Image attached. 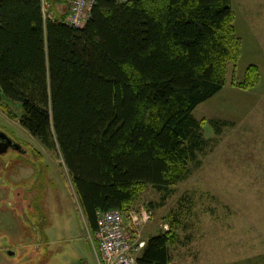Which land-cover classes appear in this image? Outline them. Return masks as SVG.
<instances>
[{"label":"trees","instance_id":"obj_1","mask_svg":"<svg viewBox=\"0 0 264 264\" xmlns=\"http://www.w3.org/2000/svg\"><path fill=\"white\" fill-rule=\"evenodd\" d=\"M235 20L232 0H98L77 29L45 22L36 0L1 3L0 98L20 104V125L63 161L92 235L98 211L125 213L149 186L183 181L204 127L219 131L193 112L242 57ZM260 80L252 65L232 85ZM177 241L174 229L151 237L139 263L171 264Z\"/></svg>","mask_w":264,"mask_h":264},{"label":"rangeland","instance_id":"obj_2","mask_svg":"<svg viewBox=\"0 0 264 264\" xmlns=\"http://www.w3.org/2000/svg\"><path fill=\"white\" fill-rule=\"evenodd\" d=\"M247 1L235 2L238 26L247 16ZM56 8L68 10L64 2ZM246 60L229 64L226 89L193 112L199 122H217L219 131L211 123L204 127L206 145L195 154L183 181L163 190L149 186L132 207L139 213L143 205L153 210L137 241L146 242L166 226L174 229L178 241L170 247L173 264H264V184H251L248 177V145L263 141H255L253 129L249 131L247 93L232 91L233 79H244ZM22 113L20 104L0 98V127L42 154L43 161L37 168L31 161L32 172L25 176H33L24 185L5 176L0 196L12 187L11 195L21 194L24 208L22 215L8 206L14 196L0 199V215L15 216L11 230L4 222L0 226V264H97L71 176L63 161L20 125ZM7 162L3 157L0 166ZM18 165V158L11 159L9 172Z\"/></svg>","mask_w":264,"mask_h":264},{"label":"built area","instance_id":"obj_3","mask_svg":"<svg viewBox=\"0 0 264 264\" xmlns=\"http://www.w3.org/2000/svg\"><path fill=\"white\" fill-rule=\"evenodd\" d=\"M3 1L6 0H0V5ZM36 1L41 5L45 21L62 23L77 29L85 27L98 2V0H63L68 6V15L65 18H59L53 10L51 0ZM112 1L126 4L136 0ZM136 211L130 208L125 213L118 210L97 212V231L92 242L96 252L99 253L98 264H141L137 253L143 251L145 243L137 241V234L152 219L153 211L145 208L144 205L140 213ZM165 231H168V227H165Z\"/></svg>","mask_w":264,"mask_h":264},{"label":"crops","instance_id":"obj_4","mask_svg":"<svg viewBox=\"0 0 264 264\" xmlns=\"http://www.w3.org/2000/svg\"><path fill=\"white\" fill-rule=\"evenodd\" d=\"M235 2L236 0H232L234 13ZM247 10V16H242L243 21L239 26V20L237 19V24L235 20L237 35L243 44V54L240 61L244 60L246 57V63L248 67L252 65L257 66L261 73V80L258 86L248 91H241L235 87L232 88V91H238L242 93L244 92V94L247 93L248 128L251 132L253 129L252 137H254L255 141L257 139L259 142L261 138L263 141L261 144L258 143L248 145V177L251 179V184L259 185L264 184V0L247 1ZM224 89H226V86ZM224 89L221 91V93L224 91ZM7 217L10 219H7ZM14 219L15 216L12 215L11 212H8L7 216L0 215V226H2V222H4L9 227V230H11V225H13ZM94 251L98 264L99 253L96 252L95 249ZM171 264H173L172 261Z\"/></svg>","mask_w":264,"mask_h":264},{"label":"flooded vegetation","instance_id":"obj_5","mask_svg":"<svg viewBox=\"0 0 264 264\" xmlns=\"http://www.w3.org/2000/svg\"><path fill=\"white\" fill-rule=\"evenodd\" d=\"M24 143V142H23ZM22 143V141L16 139L14 136H12L11 133L7 132L6 130L2 129L0 127V160H2L3 157H7L8 158V162L5 165H1L0 166V173H1V178H0V188L3 187L7 181L5 179V176L8 175L9 176V181L11 179V183L12 182H16L17 184H21L24 185V182L26 180H28V178H30L31 176H33L31 173L30 175L27 177L25 176L27 173L32 172V166L33 164H31V161L34 162V167L37 168V162L39 161V158H37L34 150L31 148L28 149V147H26L24 144ZM14 158H18L19 160V165L17 170H13L11 172H9V167H7L8 165H10L11 159ZM24 172V174L22 173ZM4 176V179H2V177ZM15 186V185H14ZM24 189L26 190L27 188L24 187ZM12 187H10V192L6 193L5 191H1V196L0 199H4L9 201L11 197H13L14 195L12 194ZM15 197V196H14ZM20 199V205H19V200ZM8 206H10L11 208H17V212L21 211L22 215H23V208H24V200L21 197V194L18 195V197H15V202H11L9 201ZM20 207V208H19ZM10 211V210H9ZM2 214V212L0 213ZM8 252V251H7ZM9 254V253H8ZM11 255V254H9Z\"/></svg>","mask_w":264,"mask_h":264},{"label":"bare ground","instance_id":"obj_6","mask_svg":"<svg viewBox=\"0 0 264 264\" xmlns=\"http://www.w3.org/2000/svg\"><path fill=\"white\" fill-rule=\"evenodd\" d=\"M53 4H54V2H53ZM41 6V5H40ZM54 8V11H55V13H56V11H58V10H56L57 8L54 6L53 7ZM62 11V10H61ZM64 15V14H63ZM66 15V14H65ZM66 17V16H65ZM64 18V17H63ZM44 19V18H43ZM45 21V20H44ZM45 22H48V20H46Z\"/></svg>","mask_w":264,"mask_h":264},{"label":"water","instance_id":"obj_7","mask_svg":"<svg viewBox=\"0 0 264 264\" xmlns=\"http://www.w3.org/2000/svg\"><path fill=\"white\" fill-rule=\"evenodd\" d=\"M9 253H11V252H9Z\"/></svg>","mask_w":264,"mask_h":264}]
</instances>
